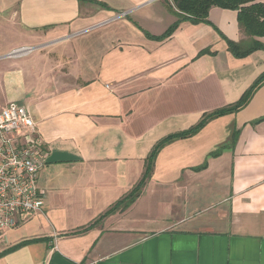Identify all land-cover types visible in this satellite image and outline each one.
Returning <instances> with one entry per match:
<instances>
[{
  "label": "crops",
  "instance_id": "1",
  "mask_svg": "<svg viewBox=\"0 0 264 264\" xmlns=\"http://www.w3.org/2000/svg\"><path fill=\"white\" fill-rule=\"evenodd\" d=\"M169 2L0 0V105L28 108L46 153L42 210L3 234L0 264H264V83L167 143L136 200L104 216L159 140L264 73V48H228L249 40L237 10L213 6L210 23L158 39L178 20Z\"/></svg>",
  "mask_w": 264,
  "mask_h": 264
},
{
  "label": "built area",
  "instance_id": "2",
  "mask_svg": "<svg viewBox=\"0 0 264 264\" xmlns=\"http://www.w3.org/2000/svg\"><path fill=\"white\" fill-rule=\"evenodd\" d=\"M31 49L18 48L10 55ZM45 162L36 121L28 108L15 101L0 105V239L20 223L23 214L42 210L38 180Z\"/></svg>",
  "mask_w": 264,
  "mask_h": 264
},
{
  "label": "trees",
  "instance_id": "3",
  "mask_svg": "<svg viewBox=\"0 0 264 264\" xmlns=\"http://www.w3.org/2000/svg\"><path fill=\"white\" fill-rule=\"evenodd\" d=\"M169 7L173 10L178 20L170 26V28L162 35L157 37L158 39H164L170 36L180 21L183 19H189L195 23H210L208 16L209 11L213 6L233 9L238 11L239 26L248 36L249 40L242 42H235L228 40L229 50L237 57H244L253 52L254 50L264 48L262 43L255 40L254 37L264 36V1L256 0H169ZM105 8H110L106 3H100ZM208 51V50H207ZM202 51L201 53L207 52ZM264 83V73L261 74L254 83L242 94L240 99L235 103H232L226 107L216 109L209 113H205L201 120L194 126L187 130L170 134L163 139L159 140L153 147L146 164V169L142 179L136 184V186L121 200L114 204L105 215L110 214L117 208H126L130 206L136 198L140 195L142 187L146 180L150 177L153 170L154 161L158 152L169 142L177 138H186L197 133L209 120L221 116L223 114L236 112L244 107L254 94V92ZM216 152L215 154H218ZM94 226V223L78 229V232L86 231ZM27 242H22L15 247L21 246ZM14 247V248H15Z\"/></svg>",
  "mask_w": 264,
  "mask_h": 264
}]
</instances>
